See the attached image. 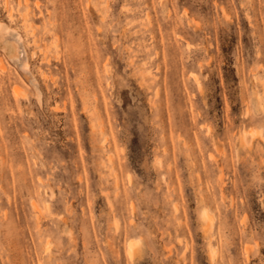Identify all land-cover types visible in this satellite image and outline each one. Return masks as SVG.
<instances>
[{"label":"rangeland","instance_id":"1","mask_svg":"<svg viewBox=\"0 0 264 264\" xmlns=\"http://www.w3.org/2000/svg\"><path fill=\"white\" fill-rule=\"evenodd\" d=\"M0 23L41 95L0 46V264H264V0H0Z\"/></svg>","mask_w":264,"mask_h":264},{"label":"bare ground","instance_id":"2","mask_svg":"<svg viewBox=\"0 0 264 264\" xmlns=\"http://www.w3.org/2000/svg\"><path fill=\"white\" fill-rule=\"evenodd\" d=\"M25 10L27 11V8H25ZM22 19L24 22L29 21L27 12L22 14ZM25 45L26 44L24 43L23 38L17 32V30L11 29V27L8 26L7 24L0 23V46L5 52L9 53L8 55L10 56L8 55L7 56L10 57L13 63L21 70L24 78L30 82V85L33 88L32 90L33 94L36 100L40 102L41 101L40 99L41 95L39 91L40 88H39L37 80L35 79V77L32 75L30 71L29 61L27 57L28 55L26 54V50H25L27 45L26 46ZM0 63L2 64V61ZM205 216H209V215H205ZM133 250H134L133 245H129L130 257L133 256V253H134Z\"/></svg>","mask_w":264,"mask_h":264}]
</instances>
